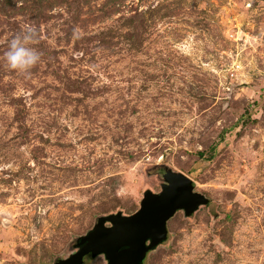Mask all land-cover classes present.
Segmentation results:
<instances>
[{"label": "rangeland", "instance_id": "374dc122", "mask_svg": "<svg viewBox=\"0 0 264 264\" xmlns=\"http://www.w3.org/2000/svg\"><path fill=\"white\" fill-rule=\"evenodd\" d=\"M29 27L41 60L11 71ZM160 166L208 203L140 264H264V0H0V264L71 257Z\"/></svg>", "mask_w": 264, "mask_h": 264}, {"label": "water", "instance_id": "95a60500", "mask_svg": "<svg viewBox=\"0 0 264 264\" xmlns=\"http://www.w3.org/2000/svg\"><path fill=\"white\" fill-rule=\"evenodd\" d=\"M164 180L159 193L148 191L141 208L130 216L112 215L98 220L96 227L78 243L79 251L55 264H82L85 257L104 253L109 264H140L148 250L163 241L168 220L180 209L192 214L208 199L195 191L194 180L167 166L157 168ZM111 222V227L106 222ZM151 241L150 245L147 244Z\"/></svg>", "mask_w": 264, "mask_h": 264}, {"label": "clouds", "instance_id": "9594fccd", "mask_svg": "<svg viewBox=\"0 0 264 264\" xmlns=\"http://www.w3.org/2000/svg\"><path fill=\"white\" fill-rule=\"evenodd\" d=\"M35 37L36 30L29 27L11 39L4 55L9 70L29 73L40 62V53L31 46Z\"/></svg>", "mask_w": 264, "mask_h": 264}]
</instances>
